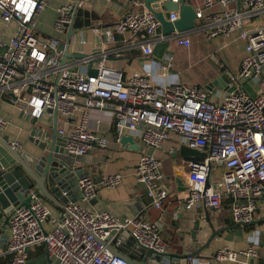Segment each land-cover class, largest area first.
Segmentation results:
<instances>
[{
    "label": "built area",
    "instance_id": "1",
    "mask_svg": "<svg viewBox=\"0 0 264 264\" xmlns=\"http://www.w3.org/2000/svg\"><path fill=\"white\" fill-rule=\"evenodd\" d=\"M51 1L0 0L3 22H18L11 41H0V108L4 102L16 104L13 95L38 119L47 110L56 109L63 122L58 133L65 152L75 157L93 147H108L107 138L93 123L102 112L114 126L120 147L128 146L122 143L123 136L143 145L135 177L147 187L152 206L159 211H164L171 190L165 182L164 161L156 152L176 135L183 146L205 153L203 162L189 164L185 210L205 208L219 214L231 197L236 224H251L258 214H264V26L255 25L264 16V0H182L195 10L196 20L204 21L210 39L238 33V39L245 42L238 72L228 73L233 87L230 93L183 82L159 87L149 74L125 77L110 66L112 57H121L126 49L140 48L151 55L157 43L168 39L190 46L188 32L162 33L156 14L145 7L146 0H127L133 10H127L114 27L93 28L96 48L85 58L71 56L70 45L76 35L60 49V44L66 45L72 12L83 7V0L59 7L54 23L58 36L47 37L37 32L36 24ZM178 18L174 11L168 21ZM118 35L125 37L126 49L116 46ZM87 43L83 37L78 41L80 46ZM172 57L167 55L162 76L171 69ZM90 62L96 75L88 73ZM7 126L8 121L0 116V133ZM11 145L19 148L17 142ZM119 180L117 175L109 176L104 184L113 188ZM79 188L83 201L97 192L91 175L79 179ZM30 196L28 206L15 207L8 216L7 246L0 255L8 256L9 264H26L27 252L37 244L45 245L53 264H129L125 257L139 258L141 250L166 252L161 218L120 219L106 211H91L79 202L67 203L58 217L43 197L34 191ZM174 217L179 219V214ZM260 228L264 231V224ZM256 257V245L239 250L222 247L214 253L213 261L247 264V259ZM189 264L211 261L191 260Z\"/></svg>",
    "mask_w": 264,
    "mask_h": 264
},
{
    "label": "crops",
    "instance_id": "2",
    "mask_svg": "<svg viewBox=\"0 0 264 264\" xmlns=\"http://www.w3.org/2000/svg\"><path fill=\"white\" fill-rule=\"evenodd\" d=\"M79 0H52L45 11L38 17L36 30L39 34L47 37L58 36L55 32L54 23L57 19V10L61 5L66 3H76ZM146 5V1H145ZM147 8V6H145ZM85 11L90 13V16L84 17L85 20L91 23L89 27L80 29L73 39L72 43L76 44L73 51L82 54H92L96 48V38L92 33V29L96 27H114L116 22L122 17L127 10H133L127 0H83ZM148 9V8H147ZM165 12L164 8H159ZM142 11V9H138ZM179 13V12H178ZM255 25L264 26V16L260 17ZM205 23L202 19L195 20L193 29L187 31L190 39V46L185 47L179 43L175 44L173 39H168L164 42H159L153 49L151 55H145L140 48L126 49L125 37L117 36V45L124 50L121 57H112L110 66L121 71L125 77L133 74H149L151 82L159 87H163L172 83L183 82L190 86L206 87L215 81L222 74H236L240 68V62L237 70H232L226 66L222 60L217 57L218 51L210 53V58L213 59L219 67L213 71L212 75L204 85L191 84L183 77V72L180 68V60L176 62V51H180L182 56L187 58L192 57L195 50L193 45L195 42L206 40H215L222 44L221 48L227 47L231 42L239 43L245 55V42L238 39V33H234L229 38L218 37L210 39L207 35ZM18 30V22L11 21L4 23L0 14V41L8 44L16 35ZM86 38L88 43L80 46L78 41L80 38ZM62 39V36H59ZM70 45V49L72 46ZM220 48V49H221ZM71 51V50H70ZM167 55H172V67L169 72L162 76L161 67L166 64ZM175 61V64H174ZM216 92H222L215 89ZM31 115V116H30ZM0 116L8 121V126L1 132L2 136H7L9 143H19L21 151L34 153L36 147L34 145V129L42 127L44 130L49 129L53 125V115L45 113L38 119L37 124L33 123V116L29 108L23 109L19 105L4 102L0 108ZM58 126H62L63 122L59 118ZM93 123L101 134L107 138L108 147L100 149L93 147L85 155L72 156L65 154L71 161L70 165L74 168L71 178L68 179L67 185L69 188L64 194L66 203L61 207L54 205L48 201L52 213L56 216H61L64 206L69 202H79L85 208L94 211H106L120 219L133 218L143 216L149 221L158 220L161 218L164 224L163 240L166 246V252L183 254L193 252L202 246L212 235V227L215 230L231 227L230 230L222 233L211 243V246L205 249L201 255L204 258L197 259L200 261H211V264H217L212 257L217 249L228 247L230 249L239 250L245 249L250 245L258 247V257L247 259V264H264V235L259 233V226L264 224L262 213L258 214L255 221H262L260 224H249L248 226H237L234 222L231 213V204L233 199L228 197L225 201L224 208L219 214H214L209 209L200 211H187L183 206V199L189 190L187 182V172L189 164L192 162L185 159L180 154V148L183 146L178 136H173L168 141L163 150L156 152L164 161L165 182L171 190V198L164 207V211L156 210L152 206V200L147 195V187L144 184H139L135 177V167L140 154L144 147L139 140L135 139L137 146L134 149L120 147L116 142V134L114 126L108 121L102 112H98ZM95 126V127H96ZM50 142V140H49ZM131 147V146H130ZM136 147V148H135ZM0 161L2 166H9L14 160L9 152L0 143ZM91 175L97 187V192L94 197L87 201L82 200V193L79 188V179L82 176ZM117 175L119 183L113 187H107L104 184L106 177ZM63 207V208H62ZM179 214V219H175L174 215ZM200 223L202 230L197 236V241L192 239V232L196 222ZM254 221V222H255ZM5 219L0 223V254L6 249L9 227L4 224ZM254 227L252 230H247V227ZM52 259L45 245L37 244L27 252L26 264H53ZM0 264H9V257L0 255Z\"/></svg>",
    "mask_w": 264,
    "mask_h": 264
},
{
    "label": "water",
    "instance_id": "3",
    "mask_svg": "<svg viewBox=\"0 0 264 264\" xmlns=\"http://www.w3.org/2000/svg\"><path fill=\"white\" fill-rule=\"evenodd\" d=\"M81 1V0H79ZM146 6L149 10L156 14V17L161 22L162 33L169 35L174 32H187L194 28L196 13L191 5L184 1L179 3L172 0H146ZM164 8L165 12L159 8ZM157 8V10H154ZM179 12L178 20L174 22L168 21L170 13ZM90 13L83 8H76L72 12V22L67 25L66 45L60 44V49L68 46L70 39L76 35L80 29L91 26L89 19ZM75 58H85L87 54L74 53L71 55ZM90 75H96L97 71L93 69L92 62L88 67ZM209 90H220L230 93L233 87L230 85V79L227 74H222L215 81L206 86ZM13 99L17 100V105L23 109L28 106L25 102L18 100L12 95ZM47 113L53 115V125L44 130L41 126L35 127L33 137L36 147L35 154L21 151L12 147L7 136L0 134V143L5 147L13 158V162L9 166L0 167V223L5 219L4 224H8L9 213L15 207L28 206L31 202V191L39 194L46 201L61 207V203L65 204L64 195L69 186L67 181L71 178L74 168L70 165L71 161L65 155L64 142L58 133V111L49 109ZM31 116V115H30ZM38 118L33 117V123L37 124ZM50 140V142H49ZM123 144L134 149L137 146L135 140L131 136H123L121 139ZM131 146V147H130ZM136 148V147H135ZM180 154L187 160L192 162H203L205 153L192 149L186 146L180 148ZM63 208V207H62ZM262 221H255L252 224H260ZM248 226L249 224H237V226ZM212 227V235L208 240L193 252L179 253H158L154 250H141L139 258L125 257L129 264H189L191 260L204 258L201 253L211 246V243L222 233L231 229L225 227L215 230ZM202 230L200 223H195V228L192 232V239L196 242L199 232ZM111 251L119 256L124 255L117 249L110 247ZM214 255L210 258L213 259Z\"/></svg>",
    "mask_w": 264,
    "mask_h": 264
},
{
    "label": "rangeland",
    "instance_id": "4",
    "mask_svg": "<svg viewBox=\"0 0 264 264\" xmlns=\"http://www.w3.org/2000/svg\"><path fill=\"white\" fill-rule=\"evenodd\" d=\"M215 40H206L197 41L193 45V49L195 50L192 57L187 58V56H182L180 51H176L175 60H180V68L183 72V77L191 84H200L204 85V83L208 80L217 69L220 68L216 64V62L210 58V53H214V51H218L217 57L219 60L228 66L232 70H237L239 62L241 63L243 59V51L241 45L239 43H230L227 47L221 48L222 44ZM177 44V42H175ZM76 48V44L72 43L71 52H73ZM221 48V49H220ZM175 64V61H174ZM264 217V214H262ZM59 217V216H58ZM259 233L264 235L263 228L259 226Z\"/></svg>",
    "mask_w": 264,
    "mask_h": 264
},
{
    "label": "trees",
    "instance_id": "5",
    "mask_svg": "<svg viewBox=\"0 0 264 264\" xmlns=\"http://www.w3.org/2000/svg\"><path fill=\"white\" fill-rule=\"evenodd\" d=\"M252 225H250L249 227H247V230L249 229V231L250 230H252L254 227H251Z\"/></svg>",
    "mask_w": 264,
    "mask_h": 264
}]
</instances>
